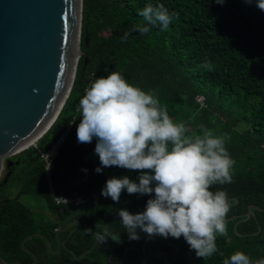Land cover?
<instances>
[{"label":"trees","instance_id":"1","mask_svg":"<svg viewBox=\"0 0 264 264\" xmlns=\"http://www.w3.org/2000/svg\"><path fill=\"white\" fill-rule=\"evenodd\" d=\"M148 4H163L169 14H176L168 30L159 25L150 26L147 33L134 30L146 23L139 13ZM81 49L72 90L57 119L36 145L12 157L11 165L5 164L7 172L0 182V258L21 264H32V254L38 257L37 264H223L225 258L242 251L253 261L264 259V12L255 0H224L223 4L83 0ZM205 62L211 70L202 67ZM112 71L153 92L168 115L187 126L188 135L202 134L203 126L215 135L230 137L225 147L235 161L232 182L211 189L227 193L231 205L227 235L217 237L218 251L211 257H197L183 237H149L137 229L140 238L130 240L118 210L143 212L151 196L124 191L116 203L101 195L107 179L128 176L138 182L139 175L115 166L97 174L94 169L101 165L94 152L96 140L77 142L79 101L96 78ZM198 95L205 97V105L197 102ZM63 136L52 157V180L61 197L88 198L81 206H58L49 190L42 154ZM12 181L19 191L9 197L5 191ZM22 195L42 199L49 218L38 220L20 201ZM98 232L120 234V242L97 243L92 252L75 260L71 251L78 257L84 254L96 243ZM36 234L46 237L54 251L62 246L61 251L52 253L45 238ZM148 239L151 250L147 243L144 261L139 250ZM112 251L114 263L108 260Z\"/></svg>","mask_w":264,"mask_h":264},{"label":"clouds","instance_id":"2","mask_svg":"<svg viewBox=\"0 0 264 264\" xmlns=\"http://www.w3.org/2000/svg\"><path fill=\"white\" fill-rule=\"evenodd\" d=\"M216 3L223 4L224 0ZM255 3L264 12V0ZM139 15L146 23L134 30L147 33L155 25L168 30L176 14H169L163 4H148ZM202 67L211 70L209 62ZM79 107L77 142L96 140L94 152L101 166L94 171L101 174L103 168L115 166L139 172L138 182L128 176L107 179L101 195L116 203L124 191L151 196L143 212L118 210L129 239L138 240L139 229L149 237H183L203 259L216 253L217 237L227 235L226 217L231 205L225 191L211 189L232 182L235 161L225 147L230 137L215 135L203 126L202 134L188 135L187 126L175 122L153 92L131 85L117 71L96 78ZM109 239L119 243L120 234H95L99 244ZM223 264H264V259L253 261L236 251Z\"/></svg>","mask_w":264,"mask_h":264},{"label":"water","instance_id":"3","mask_svg":"<svg viewBox=\"0 0 264 264\" xmlns=\"http://www.w3.org/2000/svg\"><path fill=\"white\" fill-rule=\"evenodd\" d=\"M82 10L83 0H0V174L12 157L49 130L61 112L83 55ZM251 212L252 208L248 217ZM36 235L45 238L52 253L61 251ZM147 243L151 250L150 239L139 250L144 261ZM96 245L79 257L71 252L81 260ZM32 255V264H37L38 257ZM112 256L113 251L108 260L114 263ZM126 258L127 251L123 261ZM165 258L168 261L166 254ZM0 264L21 263L0 258Z\"/></svg>","mask_w":264,"mask_h":264},{"label":"built area","instance_id":"4","mask_svg":"<svg viewBox=\"0 0 264 264\" xmlns=\"http://www.w3.org/2000/svg\"><path fill=\"white\" fill-rule=\"evenodd\" d=\"M197 102L200 104V106L205 105V97L203 95H198ZM64 137L65 136L61 137L53 147H51L45 153L42 154V159L46 163L45 168H46L48 186H49V190L53 196V200L56 205L58 206H81L88 202V198L84 196H76V197H69V198L61 197L60 195L56 193L54 183L52 180V174H51L52 157L57 152V150L60 148V146L63 144Z\"/></svg>","mask_w":264,"mask_h":264},{"label":"rangeland","instance_id":"5","mask_svg":"<svg viewBox=\"0 0 264 264\" xmlns=\"http://www.w3.org/2000/svg\"><path fill=\"white\" fill-rule=\"evenodd\" d=\"M3 173L0 176V182L4 178L6 173V167L4 165ZM19 191L18 186L12 181V184L7 188L5 194L9 197H14L17 195ZM26 207H28L36 216L38 220H45L49 218V213L46 207L45 202L39 197L31 196V195H22L20 200Z\"/></svg>","mask_w":264,"mask_h":264},{"label":"bare ground","instance_id":"6","mask_svg":"<svg viewBox=\"0 0 264 264\" xmlns=\"http://www.w3.org/2000/svg\"><path fill=\"white\" fill-rule=\"evenodd\" d=\"M73 85V84H72ZM41 137H39L36 141H34L32 144H30V145H28L27 147H25L24 149H22L21 151H23V150H25V149H27V148H29L30 146H33V145H35L36 144V142L40 139ZM4 168V167H3ZM2 171H3V169H2ZM1 171V174L3 173ZM1 174H0V176H1Z\"/></svg>","mask_w":264,"mask_h":264},{"label":"flooded vegetation","instance_id":"7","mask_svg":"<svg viewBox=\"0 0 264 264\" xmlns=\"http://www.w3.org/2000/svg\"><path fill=\"white\" fill-rule=\"evenodd\" d=\"M7 172V171H6ZM74 222H77L76 220L75 221H73V224H74ZM60 247H62V246H60ZM62 249V248H61Z\"/></svg>","mask_w":264,"mask_h":264}]
</instances>
